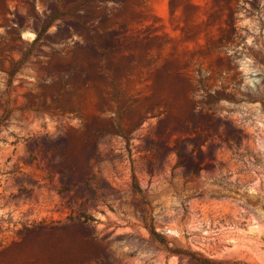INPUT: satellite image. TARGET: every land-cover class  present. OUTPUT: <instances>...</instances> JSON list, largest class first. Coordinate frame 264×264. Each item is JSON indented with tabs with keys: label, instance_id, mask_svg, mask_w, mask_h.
<instances>
[{
	"label": "rangeland",
	"instance_id": "rangeland-1",
	"mask_svg": "<svg viewBox=\"0 0 264 264\" xmlns=\"http://www.w3.org/2000/svg\"><path fill=\"white\" fill-rule=\"evenodd\" d=\"M0 264H264V0H0Z\"/></svg>",
	"mask_w": 264,
	"mask_h": 264
}]
</instances>
